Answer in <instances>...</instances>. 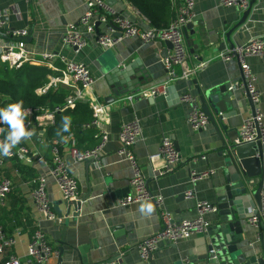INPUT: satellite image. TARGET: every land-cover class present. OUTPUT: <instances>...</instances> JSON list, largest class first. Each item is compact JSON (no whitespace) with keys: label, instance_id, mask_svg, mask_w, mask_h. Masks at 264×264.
Segmentation results:
<instances>
[{"label":"crops","instance_id":"crops-1","mask_svg":"<svg viewBox=\"0 0 264 264\" xmlns=\"http://www.w3.org/2000/svg\"><path fill=\"white\" fill-rule=\"evenodd\" d=\"M170 1L174 17L179 0ZM219 2L220 0H195L193 28L186 31L188 40L184 39L187 61L183 67L176 68L175 78L170 80L161 61V57L170 48L168 42H143L138 37H129L121 39L116 45L104 47L89 40L79 52L65 45L62 36L66 25L78 21L86 8L84 0H0V11L11 8L5 15L6 27L1 30L5 37L0 36V44L12 39L13 30L26 29L27 34L20 39L26 50L39 55L43 52L57 53L75 62L85 63L95 80L92 95L100 103L108 104L109 108L102 123L108 139L97 162L74 161L69 156L67 141L60 140V152L67 159L69 171L78 182L79 197L75 200L84 198L79 216L73 217L74 210L71 206L68 219L58 218L57 211L66 216V200L49 173V140L45 137V130L37 128L34 135L23 140V144L35 155L32 163L25 164L17 158L4 161L3 165L11 168L8 177L13 180L15 188L9 191L3 203L0 200V225L5 235L13 236L15 242L0 255V264L10 253L20 257L22 264H27V244L35 228H40L47 234L56 249L61 246L64 230L66 243L62 245V259L58 263L56 256L47 264H84L82 257L85 256L89 258L85 264H149V261L140 259L137 244L158 232L161 219L151 199L126 206L119 205L122 198L133 193L130 185L131 166L118 152V135L122 123L137 121L140 124L141 138L133 146V153L141 164L150 193L163 197L164 208L173 222L196 217L197 199L209 203L214 201L211 186L223 181V174L219 170L222 159L217 154L220 137L233 142L240 124L251 113L252 104L239 86L235 88L239 104L233 101L232 106L222 112L227 116L223 119L227 132L210 121L205 129L193 132L187 123L188 106L181 103L177 95L184 91L195 94L196 88L192 83L194 79L206 88L224 83H239L242 78L238 61L234 58L224 61L216 55L231 46L247 42L250 37H264V0H254L248 16L228 39L225 34L238 22L243 11L236 5L223 7ZM112 6L143 29L152 27L147 18L126 1L117 0ZM194 44L198 50L191 53ZM247 62L257 78L256 86L261 96L259 109L264 119V56L251 55ZM132 63H135L136 73L131 68ZM115 65L130 69L128 79L131 82L140 79L139 90L167 81L168 86L173 85L175 90H170L166 97L162 92L154 97H144L136 95V90L115 97L113 102H106L105 97L110 95L106 76L108 68ZM128 95H133L132 101L126 103L122 99ZM95 136L100 141L97 130ZM164 136L169 137L174 146H178L181 162L176 168L161 174L159 172L163 161L160 158L151 161L150 155L158 151ZM200 154L206 158L191 161V158ZM17 162L31 165L36 169L37 176L45 178L46 193L57 215V221L46 219L37 211L30 195L31 182L21 178L14 167ZM204 170L212 172L205 178L193 179L191 172L199 173ZM257 181L254 179L251 188L254 189ZM188 190L194 193V198L185 197L184 192ZM19 196L24 201L19 202L12 210L4 209L7 200L20 198ZM146 205H151L150 212L146 210ZM216 215V211H210L204 218L211 225ZM244 224L249 230L243 235L241 243L257 246L259 230L246 220ZM206 233H198L177 242L161 243L150 259L154 264H182L183 257L187 256L190 264H207L200 257Z\"/></svg>","mask_w":264,"mask_h":264},{"label":"built area","instance_id":"built-area-1","mask_svg":"<svg viewBox=\"0 0 264 264\" xmlns=\"http://www.w3.org/2000/svg\"><path fill=\"white\" fill-rule=\"evenodd\" d=\"M85 10L80 15L76 23L66 25L62 36V42L73 48L75 52H79L85 43L93 40L96 44L113 46L123 38L138 37L143 42L147 41H165L169 42L170 48L161 57L166 73L170 80L175 78L176 68L183 67L187 59V48L183 37V28L194 16L195 0H179L176 14L169 21V25L165 28H147L143 29L139 24L131 19L123 16L116 11L113 6H110L106 0H84ZM171 2V1H170ZM223 7L236 5L240 10L244 11L249 7V0H220ZM11 8H4L0 11V30L6 26L5 15ZM98 26H97V25ZM27 34V30H13L11 32L12 39L4 44H0V62L6 63L10 68H19L24 63L34 66H47L56 74L49 75L47 82L42 87H38L35 91L38 95H44L48 90L66 87L69 90L65 98V103L60 108H55L54 111H63L64 109H72L78 102H87L91 110V121L84 124L86 127H93L97 130L100 141L89 149H78L76 140L72 134L65 135L62 139L67 141L69 148V156L74 161L83 162L90 160L97 162L102 154V148L107 142V133L102 127L109 111L108 104L100 103L95 96L92 95L94 87V77L92 76L89 67L85 63L75 62L57 53L35 54L26 50L20 39ZM251 55L264 56V37H250L247 42L237 45L232 49L219 52L216 57L224 61H229L232 58L236 59L240 66L241 81L238 84L249 98L252 104L251 113L244 118L240 124L236 137L233 143L252 142L260 140L264 145V119L259 109L260 92L256 86L255 74L250 70L247 58ZM61 66H60V65ZM168 86V81L153 85L143 90H138L137 94L144 97H153L160 92H164ZM133 95L124 97L126 103L131 102ZM179 101L188 106L186 117L187 123L193 132L205 129L209 124V118L201 108L198 95L190 91H184L178 95ZM26 115L24 118V127L34 135L38 129H45L49 124L54 123V111H44L38 113L37 109L30 107H22ZM0 166L8 159H20L23 163H32L34 154L30 151L27 145L23 144L26 137L9 149V154L4 155L2 145L6 138L3 136L2 130L4 125H8L0 121ZM9 128V126H8ZM10 132V128H9ZM31 135V136H32ZM30 137V136H28ZM120 149L119 154L122 155L130 164L132 177L130 185L133 189L131 195H127L119 201V205H129L141 200L151 199L159 213L161 219V227L158 232L145 237L137 244V251L141 260L148 262L151 254L165 242H177L179 239H186L198 233H206L210 226V222L204 218V215L210 211H215L211 203L206 200L197 199L195 209L197 216L192 219H181L179 222H173L168 212L164 208V199L159 195L150 193L146 176L142 172L141 164L133 153V146L141 138V127L137 121L122 123L119 131ZM61 141L58 139L49 140L50 161L49 173L54 179L58 190L64 200H75L78 195V182L69 171V165L65 156L60 152ZM163 161L162 168L159 173L168 172L178 166L181 162V155L172 140L164 136L159 144L158 151L150 155L151 161L157 159ZM198 158L205 159V155H198L191 158L195 162ZM211 170H204L199 173L191 172L193 179H201L209 176ZM13 180L7 177L0 178V200L6 199ZM261 203L259 208V217L264 221V189L261 190ZM185 197L194 198L192 191H185ZM33 203L37 211H39L46 219L57 221V215L49 197L46 193V183L43 176H37L31 181V191ZM259 218L254 214L249 218L248 223L255 227L258 224ZM31 238L27 244V264L40 263L47 264L50 259L58 256L57 249L52 245L51 239L40 228L33 229ZM15 242L13 236L5 235V232L0 225V255L4 254L6 249H9ZM1 264H22L20 257L10 253ZM182 264H190V259L185 256L182 259Z\"/></svg>","mask_w":264,"mask_h":264},{"label":"water","instance_id":"water-1","mask_svg":"<svg viewBox=\"0 0 264 264\" xmlns=\"http://www.w3.org/2000/svg\"><path fill=\"white\" fill-rule=\"evenodd\" d=\"M106 1L112 6L117 0ZM249 2V7L242 12L241 18L225 34L227 39L248 16L254 0H249ZM194 20L195 18H192L183 28V37L186 40H188L186 31L192 30ZM190 33L193 34V31ZM0 36L5 37L1 30ZM103 46L107 47L108 45ZM232 48L233 46L230 47V49ZM195 50H198V48L194 44L190 52L193 53ZM131 68L136 73L135 63H132ZM129 73V68L124 69L116 65L108 68L106 78L110 88V95L105 97L104 100L106 102H113L114 98L119 97L121 94L139 90L140 79L131 82L128 79ZM192 83L195 85L201 108L209 118V121L227 132V125L223 123V119L227 116L223 115L222 112L226 108H230L233 101L239 104L235 95V88L238 87V84L224 83L206 88L203 85H199L197 79H194ZM170 90H175L173 85L165 87L163 92L165 97L168 96ZM249 102L251 103L250 100ZM177 148L178 146L175 145L176 150ZM217 154L222 159L219 170L223 174V181L216 184V186L214 184L211 186L215 195L211 206L215 208L217 215L213 224L207 229L205 241L202 245L203 252L200 257L207 264H264V221L259 217L261 190L264 189V145L260 140L233 143L220 137ZM254 179L258 181L253 189L251 186H253L252 182ZM83 200L84 198L81 200H66V216L61 215L57 211L58 218L60 220L63 217L68 219V212L71 206L74 210L72 213L73 217L79 216V208ZM254 214L259 218L256 226L259 230V244L252 247L250 244L241 243V241L244 238L243 235L248 233L249 230L244 221L248 222L249 218L253 217ZM62 234L61 246L57 249L59 253L58 263L62 259V245L66 243L64 230H62ZM88 259L87 256L82 257L83 263L88 262ZM34 264L40 263L35 262ZM149 264H154L151 259H149Z\"/></svg>","mask_w":264,"mask_h":264},{"label":"trees","instance_id":"trees-1","mask_svg":"<svg viewBox=\"0 0 264 264\" xmlns=\"http://www.w3.org/2000/svg\"><path fill=\"white\" fill-rule=\"evenodd\" d=\"M124 1L144 15L154 29L167 27L169 21L173 18L170 0ZM55 74L53 70L44 65L34 66L24 63L19 68H10L6 63L0 62V108H5L17 101H22V107L24 108L37 109L38 113L54 111L55 108L62 107L69 93L66 87L55 90L50 89L44 95H38L35 91L47 82L49 75ZM65 118L69 120L67 131L64 130ZM91 118L89 105L84 101L78 102L72 109L66 108L63 111H54V123L45 127V137L47 140H61L64 135L71 133L76 140L78 149L92 148L98 144L99 140L95 136V128L84 126V124L91 121ZM2 133L6 138L9 133L8 125H4ZM14 167L19 171L21 178L25 180L28 179L31 182L37 177L36 169L31 165H21L17 162ZM10 169V167L6 168L4 165L0 166V178L8 177ZM14 188L15 186H12L11 190H14ZM21 201H24L23 197L9 199L5 202L4 209L12 210ZM0 222H2L1 217Z\"/></svg>","mask_w":264,"mask_h":264},{"label":"clouds","instance_id":"clouds-1","mask_svg":"<svg viewBox=\"0 0 264 264\" xmlns=\"http://www.w3.org/2000/svg\"><path fill=\"white\" fill-rule=\"evenodd\" d=\"M22 101H17L16 103L9 104L5 108H0V121L8 124L10 132L6 137L5 143L2 145V152L4 155L9 154V149L14 147L22 137L31 136L32 133L25 130L24 118L25 111L22 109ZM69 120L65 118L64 130H68ZM146 210L151 211V205H146Z\"/></svg>","mask_w":264,"mask_h":264}]
</instances>
